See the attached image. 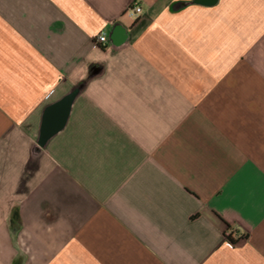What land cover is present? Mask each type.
Masks as SVG:
<instances>
[{"label": "crops", "instance_id": "crops-1", "mask_svg": "<svg viewBox=\"0 0 264 264\" xmlns=\"http://www.w3.org/2000/svg\"><path fill=\"white\" fill-rule=\"evenodd\" d=\"M0 264H264V0H0Z\"/></svg>", "mask_w": 264, "mask_h": 264}, {"label": "water", "instance_id": "water-1", "mask_svg": "<svg viewBox=\"0 0 264 264\" xmlns=\"http://www.w3.org/2000/svg\"><path fill=\"white\" fill-rule=\"evenodd\" d=\"M81 87L79 86L78 88H76L70 95H68L66 98H64L58 105L59 107L62 108V111L60 113L59 118L57 119V121L53 124V125H49L48 124V120L46 118H44L43 121V126L40 132V137L38 140V145L40 147H43L47 141L52 138L56 133H58L67 118L68 115V110L70 107L71 102L73 101L74 97L77 95V93L80 91ZM50 111V109H49ZM49 112H46V117H48Z\"/></svg>", "mask_w": 264, "mask_h": 264}, {"label": "built area", "instance_id": "built-area-1", "mask_svg": "<svg viewBox=\"0 0 264 264\" xmlns=\"http://www.w3.org/2000/svg\"><path fill=\"white\" fill-rule=\"evenodd\" d=\"M142 12V9L139 6H134L130 8L129 14L132 17L138 16ZM106 40V37L104 35L100 36L97 41L94 42V47H98L99 44L104 43Z\"/></svg>", "mask_w": 264, "mask_h": 264}]
</instances>
